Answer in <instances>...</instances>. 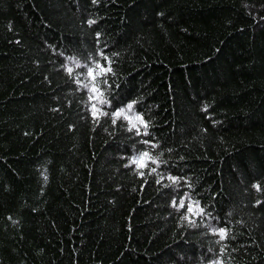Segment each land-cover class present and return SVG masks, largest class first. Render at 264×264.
Instances as JSON below:
<instances>
[{"label":"trees","instance_id":"obj_1","mask_svg":"<svg viewBox=\"0 0 264 264\" xmlns=\"http://www.w3.org/2000/svg\"><path fill=\"white\" fill-rule=\"evenodd\" d=\"M216 261L264 264V0H0V264Z\"/></svg>","mask_w":264,"mask_h":264},{"label":"snow or ice","instance_id":"obj_2","mask_svg":"<svg viewBox=\"0 0 264 264\" xmlns=\"http://www.w3.org/2000/svg\"><path fill=\"white\" fill-rule=\"evenodd\" d=\"M93 2H95V0H93ZM96 23L95 20H89L88 24H94ZM101 55H103V53H101ZM72 59V58H69ZM105 59L107 60V57H105ZM81 65L79 63H75V67L79 68ZM85 67H87V65H85ZM98 69V71L96 70ZM96 69L93 68H88L87 73L85 75V79L90 78L89 83H85L83 84V87L86 89H89V92L91 93V95L89 96L90 100H95L97 101L99 104H108L109 106H111V102L103 99V93L99 90V88L96 86L95 81L97 76L100 75H106L107 73L111 72L112 69L111 67H103L99 64L96 65ZM66 71L71 74L73 72V68L71 67H67ZM76 83H81L79 79L76 80ZM106 83V81H105ZM91 85V86H90ZM134 104L135 102L129 103L125 106V108H119L116 109L113 113H112V118H113V123L116 122V120L123 118L124 120L128 121L129 127H128V131L129 132H135L136 135H144L147 136L148 135V127L149 124L148 122L144 119L143 115L141 114H133V115H128L129 112L132 111V109L134 108ZM205 111H207V109H204ZM91 115L95 120H99L101 117L103 116H107L109 115L107 112L102 111L100 108L97 107L96 103H93L91 105ZM141 128H143V132H141ZM141 143L145 144V145H149L152 148L157 147L158 145L156 144H152L151 141L149 140H143L141 141ZM151 161V163L155 164L157 163V161L155 159H153L148 151H143L142 153H140L138 156L131 158L130 160V165H135L137 169H144L148 167V162ZM130 165H125L126 167L130 166ZM152 172H155L156 169L152 168L151 169ZM141 177L144 176V172L140 171L138 173ZM170 180H172L173 183H177L178 182V178L176 177H169ZM157 183H159V181H157ZM258 191L260 190V186L258 184L253 185ZM190 187V185H189ZM173 207H178L180 209H186V212L190 215H185L184 219L188 220V222L190 224H192L193 226H195V222L191 219V216H202L205 212V209L200 207L199 202H193L190 203L188 205H185L184 201L181 200L179 202V204L177 205L176 201H173ZM214 233L217 234L220 238V240H226L228 238V230L226 228H220V229H213ZM219 242V241H218ZM214 264H221L220 261H216L214 262Z\"/></svg>","mask_w":264,"mask_h":264}]
</instances>
